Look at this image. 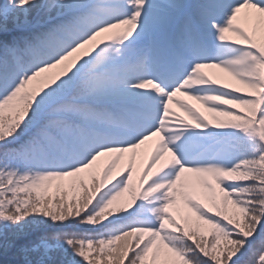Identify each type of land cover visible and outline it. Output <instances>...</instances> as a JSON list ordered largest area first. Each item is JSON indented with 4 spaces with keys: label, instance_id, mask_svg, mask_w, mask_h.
Here are the masks:
<instances>
[{
    "label": "snow or ice",
    "instance_id": "1",
    "mask_svg": "<svg viewBox=\"0 0 264 264\" xmlns=\"http://www.w3.org/2000/svg\"><path fill=\"white\" fill-rule=\"evenodd\" d=\"M0 264H264V0H0Z\"/></svg>",
    "mask_w": 264,
    "mask_h": 264
},
{
    "label": "rangeland",
    "instance_id": "2",
    "mask_svg": "<svg viewBox=\"0 0 264 264\" xmlns=\"http://www.w3.org/2000/svg\"><path fill=\"white\" fill-rule=\"evenodd\" d=\"M204 71L209 75H214L216 73H219L220 70L216 69V68H206L204 69ZM178 99L184 100L187 99L186 97L183 96H178ZM189 103H192L194 106H196L197 104H199L198 102L195 101H189ZM172 108L175 112H177L181 117H183L184 119L187 120V114L180 109L177 105L173 104ZM154 140L150 141L147 145L142 146V149L139 150V154L136 157V161H135V165H136V173H134V175L139 174L140 171H142V165L143 162L145 161V159L147 158L148 153L151 151V148L154 146ZM130 162V156L128 154H125V156L122 158L121 162H120V167H124L126 166L128 163ZM119 170V169H118ZM189 182H194V178L189 177Z\"/></svg>",
    "mask_w": 264,
    "mask_h": 264
},
{
    "label": "trees",
    "instance_id": "3",
    "mask_svg": "<svg viewBox=\"0 0 264 264\" xmlns=\"http://www.w3.org/2000/svg\"><path fill=\"white\" fill-rule=\"evenodd\" d=\"M235 84V83H234ZM188 209H186V208H184V209H181V208H179L178 210H177V215H178V217L179 216H185V215H187V213H188ZM193 219H194V214H193Z\"/></svg>",
    "mask_w": 264,
    "mask_h": 264
}]
</instances>
